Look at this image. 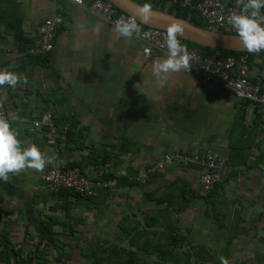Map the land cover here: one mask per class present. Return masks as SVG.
<instances>
[{"label": "crops", "instance_id": "crops-1", "mask_svg": "<svg viewBox=\"0 0 264 264\" xmlns=\"http://www.w3.org/2000/svg\"><path fill=\"white\" fill-rule=\"evenodd\" d=\"M133 1L173 14L182 9L170 0ZM57 13L63 22L53 50L33 57L40 23ZM166 57L147 55L141 39L120 36L115 26L69 0H0V70L28 78L15 88L0 87L22 148L34 144L55 155L53 162L77 166L93 179H117L115 188L93 197L49 191L44 171L0 179V253L10 254V264L20 237L51 242L59 238L58 226L74 236L84 228L104 233L108 242L131 243L142 258L157 254L141 249L144 242L168 240L161 236L166 225L185 232L178 241L186 240V248L201 245L211 252L205 243L216 242L219 261L224 256L230 264H264V112L191 68L167 74L161 84L153 64ZM249 67L250 80L264 88V50L251 55ZM48 113L59 135L55 144L47 141ZM36 120L43 124L35 127ZM204 149L227 164L208 194L200 190L195 167L168 162L144 175L167 152Z\"/></svg>", "mask_w": 264, "mask_h": 264}, {"label": "built area", "instance_id": "built-area-1", "mask_svg": "<svg viewBox=\"0 0 264 264\" xmlns=\"http://www.w3.org/2000/svg\"><path fill=\"white\" fill-rule=\"evenodd\" d=\"M69 1L79 6H85L92 14L113 26L121 17L135 18L136 22L141 25L142 31L139 35L134 36L144 42L146 54L150 55L154 52L167 54V48L162 46L166 40L167 30L142 24L135 16L119 9L109 0H90L87 3L84 0ZM170 2L181 8L194 10L207 29L237 34L229 18L233 13H239L242 8L228 0H170ZM262 14H264V10ZM62 22L63 17L59 13L42 20L30 48V54L33 57H45L53 50L55 32ZM184 46L191 56L190 63L194 75L206 82H212L232 90L238 99L258 104L261 111L264 112V88L259 82L250 80V67L245 53L237 52L220 57L216 49L205 54L201 53L197 47ZM0 99H2L1 96ZM0 116L8 118L4 102L0 107ZM33 124L35 127H40L43 122L36 120ZM44 124L49 129L48 143L55 144L59 135L50 113L46 114ZM60 138L65 141V134ZM168 162H178L188 167L198 168L200 171L199 186L204 194L210 193L215 188L221 180L222 173L227 169L225 159L214 150L175 151L163 154L145 170L144 175L162 169ZM41 180L51 192L65 189L83 197H93L100 190L113 189L117 186V179L114 177L93 179L79 167L67 166L60 162L50 163L42 173Z\"/></svg>", "mask_w": 264, "mask_h": 264}, {"label": "clouds", "instance_id": "clouds-1", "mask_svg": "<svg viewBox=\"0 0 264 264\" xmlns=\"http://www.w3.org/2000/svg\"><path fill=\"white\" fill-rule=\"evenodd\" d=\"M242 5L239 13L231 14L229 20L236 30L243 47L249 53H260L264 50V0H237ZM151 11L149 4L140 8V15L143 20L148 19ZM115 31L122 37L131 39L142 31L141 25L135 18L121 17L115 23ZM184 28L181 23H173L167 28L166 40L163 47L167 48V57L162 61L153 64V72L161 77L163 84L167 74L176 73L181 70L190 71L191 56L186 47L181 43L179 37L183 34ZM163 74V76H161ZM27 76L17 74L8 70H0V87L8 85L15 88L18 83H27ZM3 100L0 99V107ZM19 137V130L13 128L11 122L0 116V179L7 182L10 174L16 175L32 169L43 172L46 166L56 159L55 155L46 156L36 145L22 148ZM221 264H230L228 258L221 256Z\"/></svg>", "mask_w": 264, "mask_h": 264}, {"label": "trees", "instance_id": "trees-1", "mask_svg": "<svg viewBox=\"0 0 264 264\" xmlns=\"http://www.w3.org/2000/svg\"><path fill=\"white\" fill-rule=\"evenodd\" d=\"M198 1V0H195ZM185 10L188 12L186 13ZM175 14L178 16H181L183 18L188 19L192 23L206 27L202 19L194 13L193 10L190 9H184L182 8L179 10L175 11ZM181 43L186 46H191V47H197L201 53H209V51L213 50L210 47L207 46H202L195 44L193 42L183 40L179 38ZM218 55L220 57H226L230 54H235L237 52L231 51V50H216ZM241 53H245L247 55V61L248 64H251V55L253 53H249L248 51H244ZM104 178V177H103ZM106 178V177H105ZM61 193H68V194H73L75 196H78L79 194L65 190V189H60ZM81 196V195H79ZM57 218L51 219L50 223L48 226H46V229L51 232L52 231V226L57 223ZM146 232L148 230H145ZM177 229H174L170 225H166L164 227V232H162L161 236H165L168 240L166 242H162L159 238V240L155 242H144L141 246V249H144L146 251L151 250L152 252L157 253V259L152 263V264H164L165 262L168 261H173L179 262L180 264H221V261H219L218 257L216 255H211L208 252V249L206 246H195L190 245L188 248H186L187 244H184V250L180 252V254L175 253V248L178 246L177 241L183 239L184 237L177 232ZM160 236V237H161ZM56 241H58V238H53V240L50 242L51 244H48V246H53V249L55 252L58 253L56 256V260L60 261V258L63 256L60 254V244H58ZM63 244V243H62ZM66 245V244H64ZM130 247L134 246L133 244H129ZM130 247H124V246H119L115 245L114 243L110 244L108 246H98L96 249H94L93 252V262L94 264H143L140 262L141 259H139L137 253L135 250L131 249ZM140 247V246H139ZM138 247V248H139ZM62 249V248H61ZM140 249V248H139ZM14 255H16V258H13L12 256V263L13 264H31L32 258L30 254H27L26 256L21 255V250L18 248L17 250L13 251ZM62 253V252H61ZM2 257L0 259L2 261H5L6 264H10V254L6 252H1ZM36 254L34 257L35 260L40 259V256ZM5 257V258H4Z\"/></svg>", "mask_w": 264, "mask_h": 264}, {"label": "rangeland", "instance_id": "rangeland-1", "mask_svg": "<svg viewBox=\"0 0 264 264\" xmlns=\"http://www.w3.org/2000/svg\"><path fill=\"white\" fill-rule=\"evenodd\" d=\"M56 228L59 231L58 233L59 238L57 237L58 241L56 242L60 244L59 251L60 254L63 255L60 258V261L56 260V256L58 255V253L55 252L53 246L51 245L48 246V244L51 243L46 242V240L43 242H38L40 238L38 239L35 235H32L33 237L32 236L27 238L24 237L23 239L25 241H21L22 237L19 238L20 240L18 243V248L21 250V255L26 256L27 254H30L31 255L30 258L33 259L31 264H94L93 262L94 249H96V247L98 246L109 247V245L113 243V242H108L107 237L104 235V233L97 234L98 231L91 232L89 229L83 228L80 234L74 236L73 234L71 235L70 233H68L69 230L67 228H61L60 226ZM89 234H91V236H89ZM184 235L185 232L183 231V234H181V236ZM185 241L183 242L177 241L178 246L176 247V249L178 251L184 250L183 245L186 243ZM114 244L124 247H130L128 242L117 241ZM205 245H207L209 248L212 249L211 252L210 250H208V252H210L211 255L217 256L216 242H207L205 243ZM36 254L40 256V259L38 260L34 259V257H36L35 256ZM139 259H141L140 262L143 264H152L157 259V254L154 253L151 255H144L142 256V258ZM174 264H180V263L175 262Z\"/></svg>", "mask_w": 264, "mask_h": 264}, {"label": "water", "instance_id": "water-1", "mask_svg": "<svg viewBox=\"0 0 264 264\" xmlns=\"http://www.w3.org/2000/svg\"><path fill=\"white\" fill-rule=\"evenodd\" d=\"M119 9L135 16L142 24L150 27L165 29L173 23H181L184 32L179 37L183 40L193 42L198 45L207 46L216 50H231L235 52L247 51L237 34L225 33L217 30H210L196 25L186 18L175 15L170 12L152 9L145 21L140 15L141 4L133 0H109ZM11 71V70H8ZM13 72V71H12Z\"/></svg>", "mask_w": 264, "mask_h": 264}]
</instances>
